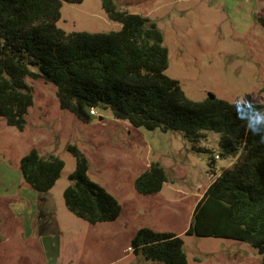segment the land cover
<instances>
[{
  "label": "rangeland",
  "instance_id": "374dc122",
  "mask_svg": "<svg viewBox=\"0 0 264 264\" xmlns=\"http://www.w3.org/2000/svg\"><path fill=\"white\" fill-rule=\"evenodd\" d=\"M117 7L148 17L162 32L168 50L165 73L185 95L209 94L228 102L264 104V0H114ZM57 26L63 30L109 32L120 24L107 17L100 0L62 2ZM37 71V66H30ZM33 105L23 130L0 117V264H162L135 253L131 241L140 227L174 232L183 239L188 264H259L249 244L222 237L186 234L200 194L213 180L210 155L219 153V134L207 131L195 152L179 131L133 126L97 107L89 121L59 106L56 86L27 77ZM101 117V119H99ZM85 155L88 176L121 205L112 221L91 224L71 213L62 192L70 184L75 158ZM31 148L55 155L64 168L48 191L22 177L20 158ZM215 159V172L228 163ZM158 163L167 180L154 194H141L134 179Z\"/></svg>",
  "mask_w": 264,
  "mask_h": 264
},
{
  "label": "trees",
  "instance_id": "16d2710c",
  "mask_svg": "<svg viewBox=\"0 0 264 264\" xmlns=\"http://www.w3.org/2000/svg\"><path fill=\"white\" fill-rule=\"evenodd\" d=\"M82 0H0V117L23 130L33 105L26 78H42L56 86L60 108L89 121L90 107H108L117 119L161 131H179L195 152L212 153L203 145L207 131L219 134L218 157L231 163L215 172L197 201L186 234L243 241L262 255L264 264V104L228 102L217 97L189 99L177 79L168 76V50L162 32L148 17L121 10L114 0H100L107 17L120 24L109 32H67L57 26L62 2ZM264 30V18H259ZM30 66H37L33 71ZM62 192L66 208L91 223L116 219L117 199L88 176V163L77 146ZM23 179L35 190H50L64 161L44 157L31 148L20 158ZM167 180L151 163L134 179L141 194H154ZM183 239L174 232L140 227L131 246L145 260L188 264Z\"/></svg>",
  "mask_w": 264,
  "mask_h": 264
},
{
  "label": "built area",
  "instance_id": "2783aa9c",
  "mask_svg": "<svg viewBox=\"0 0 264 264\" xmlns=\"http://www.w3.org/2000/svg\"><path fill=\"white\" fill-rule=\"evenodd\" d=\"M88 112H89L90 115H96V114H97V112H96V108H95V107H90V108L88 109ZM214 157H215V158H218V155L216 154Z\"/></svg>",
  "mask_w": 264,
  "mask_h": 264
},
{
  "label": "crops",
  "instance_id": "0c3cea01",
  "mask_svg": "<svg viewBox=\"0 0 264 264\" xmlns=\"http://www.w3.org/2000/svg\"><path fill=\"white\" fill-rule=\"evenodd\" d=\"M230 163H231V160H228V163H227V165H226V166H224V167H227V166H228ZM224 167H222V168H224ZM202 194H203V193H201V194H200V197L202 196Z\"/></svg>",
  "mask_w": 264,
  "mask_h": 264
},
{
  "label": "water",
  "instance_id": "95a60500",
  "mask_svg": "<svg viewBox=\"0 0 264 264\" xmlns=\"http://www.w3.org/2000/svg\"><path fill=\"white\" fill-rule=\"evenodd\" d=\"M208 97H210V98H213V97H214V95H212V94H209V95H208ZM99 119H101V117H99Z\"/></svg>",
  "mask_w": 264,
  "mask_h": 264
}]
</instances>
